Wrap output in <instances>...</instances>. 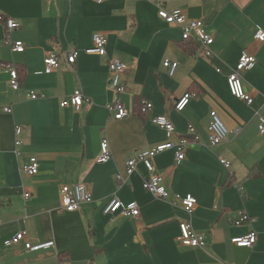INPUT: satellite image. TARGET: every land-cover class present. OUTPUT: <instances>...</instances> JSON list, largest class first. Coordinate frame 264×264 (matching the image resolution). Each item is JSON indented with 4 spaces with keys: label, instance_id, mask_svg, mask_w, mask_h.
I'll list each match as a JSON object with an SVG mask.
<instances>
[{
    "label": "crops",
    "instance_id": "0c3cea01",
    "mask_svg": "<svg viewBox=\"0 0 264 264\" xmlns=\"http://www.w3.org/2000/svg\"><path fill=\"white\" fill-rule=\"evenodd\" d=\"M159 7L202 20L213 36L212 56L205 57L197 42L187 52L182 29L165 22ZM0 14L18 21L11 39L24 44L23 51L14 50L0 25V64L16 66L20 76L14 90L0 69V264H264V133L258 130V117L264 116V41L255 39L257 28H264V0H0ZM95 31L106 36V56L85 52ZM72 49L78 50L73 65L61 56L57 68L44 71L45 55ZM242 53L256 58L242 74L251 104L234 97L226 79ZM110 56L127 66L126 91L118 98L131 113L121 119L104 106L113 99L107 86ZM165 59L178 62L172 74ZM78 87L85 96L81 110L61 107V98ZM186 91L193 95L176 111ZM142 100L152 103L144 113ZM7 106L11 112L4 111ZM211 109L228 128H242L217 146L208 145L206 133ZM155 114L170 118L173 140L187 134L188 124L199 136L180 161L172 149L154 157L167 199L143 188L147 170L141 162L125 173L130 157L167 139L150 120ZM104 137L112 157L100 163ZM31 155L39 163L35 175L19 168ZM220 158L230 162L229 169ZM78 182L86 184L92 200L66 211L61 186ZM113 194L124 204L137 202L139 216L104 213ZM175 194L197 199L190 220L205 236L202 247L177 241L179 222L187 217ZM241 210L254 221L234 224ZM251 228L258 233L254 247L232 242ZM22 229L31 243L53 246L30 251L23 242L3 243Z\"/></svg>",
    "mask_w": 264,
    "mask_h": 264
},
{
    "label": "built area",
    "instance_id": "2783aa9c",
    "mask_svg": "<svg viewBox=\"0 0 264 264\" xmlns=\"http://www.w3.org/2000/svg\"><path fill=\"white\" fill-rule=\"evenodd\" d=\"M95 1L101 2L102 0ZM158 15L165 20V22L179 26L182 29L183 39H195L198 43L199 49L205 57L212 56L210 45L213 43V36L211 32H208L203 28L204 24L202 20L188 18L180 9L167 10L164 7H159ZM0 25L4 29L5 40L12 44L14 50L23 51V42L21 40L13 41L11 39V32L19 26L18 21L12 17H3V15L0 14ZM255 39L257 41H264V28H257V31L255 32ZM106 42V36L99 31H95L92 33V45L86 48L85 52L98 56H106ZM77 55V49L65 50L62 54L53 52L45 55L43 58L44 71L49 73L57 68L61 63V56L64 57V60L69 65H73L76 62ZM255 62L256 58L253 54L242 53L235 66L226 75L230 93L247 104H251L253 102V96L243 85L242 74L246 70L253 68ZM177 65V60H163V66L168 69L170 74L174 72ZM107 66V86L113 99L105 103L104 106L108 112L112 114L114 119H121L131 113L124 107L123 103L118 98L120 94L126 91L125 75L127 66L117 56L108 57ZM0 69L8 72L9 84L11 88L18 90L20 87V80L16 66L8 63H1ZM216 70L220 71V68H217ZM192 95L193 94L188 91L183 93L176 100L174 109L176 111H182L188 105ZM30 97L36 98L37 94L33 92L30 94ZM84 100V93L82 89L78 87L69 95L61 98L59 105L61 107L72 106L74 110L79 112L82 108ZM151 107L152 103L150 101H141V112L144 113L150 110ZM4 111L11 112L12 109L7 106L4 108ZM209 116L210 121L206 128L209 146H217L225 142L230 133L238 134L242 130L241 126H236L233 129L228 128L215 109L210 110ZM258 119V130L261 134H263L264 116L260 115ZM150 120L165 132L167 139L151 148L139 150L133 157H130L126 161L125 173L127 175L132 174L136 170L137 164L141 162L147 170V175L143 177L142 181L143 188L156 198L167 199L169 197V191L163 183V176L156 172V168L153 163L154 157L161 152L172 149L175 153V160L180 161L185 157L186 148L197 143L199 136L196 133L195 128L191 124H188L187 134L180 135L177 139L173 140L171 136L175 132V128L172 121L166 114H155L150 117ZM15 131L16 133L19 131V126H15ZM15 143L18 144V141H15ZM111 157L112 152L109 141L106 137H104L100 141V151L96 156V161L104 163L110 160ZM220 162L225 168H230V162L228 160L220 158ZM19 168L22 172L28 175H35L39 169L37 157L31 155L26 159L21 160ZM117 178L122 179L120 174H117ZM24 196L25 198L28 197L29 192H24ZM174 196L175 199L180 202L181 208L187 217L179 222L180 233L176 238L177 241L183 246L202 247L206 241L205 236L203 233L198 232L193 228L190 220V217L193 215L194 210L197 207V199L191 194H187L185 196L175 194ZM60 198L64 210L75 211L81 204L90 202L92 200V194L86 184L78 182L71 186L62 185L60 189ZM103 212L110 215L118 213L126 217L137 218L140 214V209L137 202L134 201L124 204L115 194H113L103 207ZM245 221L252 223L254 221V217L241 210L239 212V218L235 219L233 222L234 224L239 225ZM257 237L258 233L255 229L251 228L246 234L232 238V242L236 246L252 248L257 241ZM19 242H23L25 248L30 251H38L40 249L53 246V241H45L35 244L31 243L27 239V231L25 229L19 230L12 236L3 239V243L5 245L17 244ZM58 264H67V262L62 260ZM88 264H92V262Z\"/></svg>",
    "mask_w": 264,
    "mask_h": 264
},
{
    "label": "trees",
    "instance_id": "16d2710c",
    "mask_svg": "<svg viewBox=\"0 0 264 264\" xmlns=\"http://www.w3.org/2000/svg\"><path fill=\"white\" fill-rule=\"evenodd\" d=\"M196 44H197L196 41L194 39H192V38L183 39L182 47H184V49L187 52L192 53L194 51L195 47L197 46ZM17 72H18V70H17ZM18 75H19V73H18ZM135 103H136V105L134 107V110L138 111L139 110L138 109L139 108V100L136 99ZM137 104H138V106H137Z\"/></svg>",
    "mask_w": 264,
    "mask_h": 264
}]
</instances>
